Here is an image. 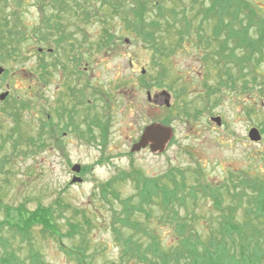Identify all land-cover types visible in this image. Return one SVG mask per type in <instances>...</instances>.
Masks as SVG:
<instances>
[{
    "label": "rangeland",
    "instance_id": "374dc122",
    "mask_svg": "<svg viewBox=\"0 0 264 264\" xmlns=\"http://www.w3.org/2000/svg\"><path fill=\"white\" fill-rule=\"evenodd\" d=\"M151 1L139 9L137 0H68L69 10L61 13L63 0H0V94L8 91L0 99V264H80L78 251L89 264H150L121 260L125 237L134 234L143 248L155 239L167 249L178 243L177 219L192 221L193 231L207 240V226H216L224 209H231L235 222L250 214L246 198L231 195L264 182V56L235 48V42L224 46L226 28L215 35L214 20L198 14L205 0L195 6L184 0L185 7L157 0L165 17ZM246 1L264 17V0ZM135 12L145 23L133 21ZM142 24L154 30L153 39L139 33ZM32 33L43 40L33 41ZM141 79L152 84L151 93L159 92V100L168 96L170 105L150 104ZM78 87H86L90 108ZM94 89L110 98L107 104ZM73 107L77 116H105L108 110L109 158L76 137L69 115L61 117ZM166 115L173 134L165 151L127 155L143 126ZM216 116L220 124L211 120ZM252 127L259 141L248 138ZM75 163L88 166L82 183H71ZM170 170L185 171L188 186L231 189L230 197L219 195L223 210L199 193L185 207L175 200L171 218L153 198L146 212L121 215L138 222V229L122 225L120 201L136 200L134 177H165ZM108 180L117 196H103L101 185Z\"/></svg>",
    "mask_w": 264,
    "mask_h": 264
},
{
    "label": "trees",
    "instance_id": "16d2710c",
    "mask_svg": "<svg viewBox=\"0 0 264 264\" xmlns=\"http://www.w3.org/2000/svg\"><path fill=\"white\" fill-rule=\"evenodd\" d=\"M67 1L68 0H63L61 13H65L69 10L67 9ZM150 1L151 0H137V7L139 9L142 7L145 8L146 3ZM152 1L151 3L154 7L159 5L157 9L162 11L161 14L159 13V15L162 16L164 14L162 5H160V3L157 4V0ZM171 1L178 3L180 7H185L184 0ZM199 1L201 0H190L187 5L195 6ZM106 4L108 5L107 2ZM114 5L116 4L112 6ZM170 8L173 14L177 16V12H175L176 7ZM39 9L41 12V21L44 22L47 18L46 16L44 17L43 14V5L41 7L39 5ZM184 9L185 8H183V10ZM187 9L189 10V8ZM202 9L204 11L201 13L198 12V14L202 15L203 20H214L215 35H219L222 29L226 28V37L222 41L225 43L224 46H226L227 43L230 44L231 42H235V48L246 49L249 50V52L252 50L258 57L264 56V32H261L262 28H264V17L257 13V10L251 3L246 0H205ZM183 10L181 12H183ZM184 13L187 12L184 10ZM243 14H245V16ZM133 19L135 23L138 21L145 23L143 22L144 17L139 12H135ZM166 20L168 21L167 17ZM2 21L3 20L0 19V23ZM59 24L60 22L56 23V25H58L57 28L60 26ZM33 32L36 36L37 29L33 30ZM139 33H142L147 39H153L155 34L154 30L148 28L147 24L141 25ZM34 34L32 33V37L29 38L38 42L39 40H37V36L35 37ZM3 37L4 30L0 31V47L2 49L4 48L2 42ZM160 38L162 39V37ZM41 40L43 39L40 38V41ZM155 40L158 41L157 38ZM19 42L20 40L16 39L15 42L12 43V47L17 49V47L20 46ZM16 49L13 48L11 51L16 52ZM4 53L6 55L8 54V52ZM45 66H47L45 62L39 65L43 70ZM141 82L144 86H152V84L151 86L150 84H146L147 82L144 81V79H141ZM167 118L166 115L165 118H162V122L170 124ZM184 174L185 171L176 172L170 170L166 172L165 177L164 175L153 178L145 177L142 178V181H138L137 178L134 177L137 188V193L134 196L136 200L134 203H131L133 200L129 201V198L125 201H120L122 209L119 211V222L124 226L134 225L132 226L133 229H138V222H130L121 215L130 218L134 213L146 212L145 206L150 203L153 198L156 200L160 199L161 211L164 214H170L171 218H176L177 209L176 206L173 205L175 200L185 207L188 198H191L190 200L193 202H197L199 193L210 196L213 199L214 207L223 210L220 208L221 197L219 195L224 191L230 197L232 192L231 189L218 188L217 186L213 187L207 183H194V185L188 186ZM258 183L259 184L253 182V186L249 185V187H246L236 194L232 193L231 195V198L236 195L246 198L248 204L246 210L249 211L250 214L248 215V213H246L242 222L234 221L235 216L230 208L229 210L224 209L221 211V218L216 219V226L215 223L212 227L209 225L210 223L208 224L209 238L206 240L201 239V235L195 230L193 231L192 226L194 224L192 221L180 218L183 221L180 220L181 222H179L177 221L178 219H175L174 226L176 228L175 231H177L175 233L178 239L176 245L167 249H161L157 240L152 238L154 240L143 248L144 243L139 242L137 240L138 238L134 237V234H131L129 237L124 238L122 247L126 248L125 253L122 254L121 260H123V258L125 259V257L128 259L130 257H136L142 261H148L150 264H264V182L259 181ZM248 184L247 182L245 183V185ZM110 185L111 183L109 180L103 184L101 191L104 197L106 194L117 196L114 190L108 189ZM223 185L227 187V184ZM187 188L189 190L185 191ZM252 215L255 216V219H252ZM43 222L47 224L44 220ZM260 225H262V227H260ZM121 238L123 237L121 236ZM73 251L74 250H72V252ZM11 254L13 253L11 252ZM74 254L78 255L77 258L80 264H89L85 261V256L79 251ZM127 254H129V256H126ZM150 255L151 257H149ZM2 260L6 259L3 257Z\"/></svg>",
    "mask_w": 264,
    "mask_h": 264
},
{
    "label": "flooded vegetation",
    "instance_id": "af4514ba",
    "mask_svg": "<svg viewBox=\"0 0 264 264\" xmlns=\"http://www.w3.org/2000/svg\"><path fill=\"white\" fill-rule=\"evenodd\" d=\"M126 41H128V40H126ZM51 50L52 49L48 48L45 51H47V54H48V52L49 53L52 52ZM39 51L44 52L42 47L39 48ZM142 73H144V70H142ZM77 81H79V77H78ZM151 87H153V86H151ZM151 87H147V86L143 87L144 89H146V99L150 104H154L156 106H159L160 105L158 102V97H159L158 93L159 92L151 93ZM76 89L77 90H75V91H78V93L81 94L83 100L87 99L86 104L88 105V108H90L91 107L90 100H89V98H86V96L88 95L86 92V87H81V88L78 87ZM72 91H74V87H73ZM94 91L97 93H100L99 98H102L103 95H105L104 92H101V91L98 92L95 89H94ZM5 93L6 94L4 95L3 99L7 96L8 91H5ZM109 99L110 98H108V96H107V99L104 98V100L106 101V104L109 101ZM82 103L83 102L77 101L76 104L78 106V105H81ZM63 108H66V107H63ZM64 115L65 116L69 115L68 117L72 118L71 126L74 127V134L76 135L77 138H79L82 141H85L87 143L95 144L97 146L98 151H99L100 158L107 159L110 157L109 154L107 153V147H108V143H109V135L111 133L110 124H109V118L110 117H108V110H107L105 116H99L98 114H90L89 111H86L84 114L77 116L78 110H76V108L74 109V107H73L71 109L61 111V117H64ZM46 117L48 120L49 119L48 114H46ZM104 119H105V121H104ZM156 123H161L163 125L171 127V125L162 122V118L158 119V121H152V122H149L148 124H145L143 126V128L141 129L138 138L132 143V145L130 147V151L126 152L127 155L131 154V153L139 152L143 149H148L150 151V153H152V154L161 153V152L165 151L167 144L170 142L171 138L167 142L165 148L162 151H159L158 148H155L157 145H154V141H152V140H148L145 145H139V147L136 146L137 144H139L140 138H141L143 132L145 131V129L147 127H149L150 125H153ZM171 129H172V127H171ZM172 132H173V129H172ZM61 134H65V131H62ZM153 148H155V149H153ZM75 164H78L79 168L77 171H72L71 179L73 177H76L79 179V181H76V183H82V182L86 181V173H87L86 171H87L88 166L86 167L80 163H75ZM75 164H73V165H75ZM132 174H134V172H132ZM105 182H103L102 185L100 184L101 188ZM108 189H110V188H108Z\"/></svg>",
    "mask_w": 264,
    "mask_h": 264
},
{
    "label": "water",
    "instance_id": "95a60500",
    "mask_svg": "<svg viewBox=\"0 0 264 264\" xmlns=\"http://www.w3.org/2000/svg\"><path fill=\"white\" fill-rule=\"evenodd\" d=\"M2 71L3 70L0 67V73ZM5 94H6L5 92L1 93L0 99H3ZM158 102L159 104H165L167 106L170 104L168 96L165 100H159V97H158ZM211 119L214 120L218 124L221 123V120L218 116L211 117ZM171 136H172L171 127L163 125L161 123H156V124L150 125L149 127L145 129V131L143 132L140 138L139 144H137L136 146L139 147V145H145L148 140H152L154 141V145H157L155 148H158L159 151H162L165 148L167 142L170 140ZM248 138L252 141H259L261 139V134L257 128L252 127L248 132ZM78 168H79V165L75 164L73 165L72 170L77 171ZM71 181L76 182V181H79V179L76 177H73Z\"/></svg>",
    "mask_w": 264,
    "mask_h": 264
}]
</instances>
